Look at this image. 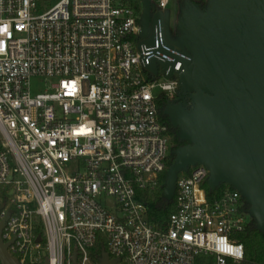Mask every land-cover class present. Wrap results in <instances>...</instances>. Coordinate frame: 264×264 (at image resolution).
Segmentation results:
<instances>
[{
	"label": "built area",
	"instance_id": "2783aa9c",
	"mask_svg": "<svg viewBox=\"0 0 264 264\" xmlns=\"http://www.w3.org/2000/svg\"><path fill=\"white\" fill-rule=\"evenodd\" d=\"M169 3L151 0L142 37V0H0V222L19 264H100V235L115 264L245 259L249 203L229 185L210 198L206 166L179 173L165 225L143 201L173 153L160 100L196 110ZM35 77L55 82L33 94Z\"/></svg>",
	"mask_w": 264,
	"mask_h": 264
},
{
	"label": "water",
	"instance_id": "95a60500",
	"mask_svg": "<svg viewBox=\"0 0 264 264\" xmlns=\"http://www.w3.org/2000/svg\"><path fill=\"white\" fill-rule=\"evenodd\" d=\"M142 3L145 37L151 0ZM182 7L179 45L186 58L180 80L194 94L196 110L189 114L181 103L164 110L188 144L174 151L163 197L173 200L180 172L204 165L210 171L209 188L227 184L238 189L264 232V0H209L206 9L184 0ZM3 227L1 221L0 261L19 264L3 243ZM100 264L115 262L103 251Z\"/></svg>",
	"mask_w": 264,
	"mask_h": 264
},
{
	"label": "trees",
	"instance_id": "16d2710c",
	"mask_svg": "<svg viewBox=\"0 0 264 264\" xmlns=\"http://www.w3.org/2000/svg\"><path fill=\"white\" fill-rule=\"evenodd\" d=\"M138 2L139 0H134ZM184 0H177V2L183 6ZM192 2L201 6L202 9H206L209 0H191ZM166 102L161 99L158 104V115L160 120L167 126V134L170 136L172 149H176L188 144L187 141L180 139V131L174 128L171 124L169 117L164 113L166 108ZM175 159L174 152L169 157L168 167H170ZM167 179V170L161 175L162 187L155 193H149L148 191H142L143 201L149 205V219L157 226L165 225L170 214L174 210L175 200L168 201L163 197V191L165 189V182ZM227 184H221L215 191H212L206 184V189L210 198L219 196L222 194ZM250 206V205H249ZM238 241L243 243L245 247V259L241 264H264V232L258 230L255 220L253 219L248 227L238 233ZM106 250V244L103 237L100 235L96 246L93 248L92 253L94 260L98 261L102 252Z\"/></svg>",
	"mask_w": 264,
	"mask_h": 264
},
{
	"label": "rangeland",
	"instance_id": "374dc122",
	"mask_svg": "<svg viewBox=\"0 0 264 264\" xmlns=\"http://www.w3.org/2000/svg\"><path fill=\"white\" fill-rule=\"evenodd\" d=\"M158 0H152L153 4H157ZM183 7L177 2V0H170L166 13L169 15V37L173 41L180 40V34L178 31L179 20L181 19ZM55 82L54 79L46 80L43 77H35L32 79V92L33 94L43 92L47 89L51 83ZM174 152V150L172 149ZM168 170V169H167Z\"/></svg>",
	"mask_w": 264,
	"mask_h": 264
}]
</instances>
